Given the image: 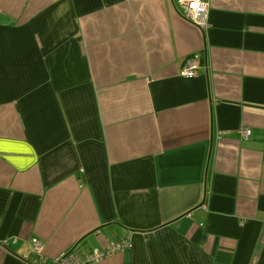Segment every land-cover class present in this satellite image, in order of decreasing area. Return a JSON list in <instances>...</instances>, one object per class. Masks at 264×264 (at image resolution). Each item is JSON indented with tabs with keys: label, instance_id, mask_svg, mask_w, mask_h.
I'll return each instance as SVG.
<instances>
[{
	"label": "crops",
	"instance_id": "obj_1",
	"mask_svg": "<svg viewBox=\"0 0 264 264\" xmlns=\"http://www.w3.org/2000/svg\"><path fill=\"white\" fill-rule=\"evenodd\" d=\"M207 2L0 0V264H264V0Z\"/></svg>",
	"mask_w": 264,
	"mask_h": 264
},
{
	"label": "built area",
	"instance_id": "obj_2",
	"mask_svg": "<svg viewBox=\"0 0 264 264\" xmlns=\"http://www.w3.org/2000/svg\"><path fill=\"white\" fill-rule=\"evenodd\" d=\"M176 3L184 8L185 19L199 27L201 30L207 28V0H176ZM200 68V55L198 53L185 59L179 75L182 77H193ZM250 130H245L243 138L250 136ZM130 247L127 236L118 241L108 242L100 249L84 250L79 256L73 249L62 252L54 258H46L44 255V244L38 239L30 241L29 251L22 255L20 259L25 264H95L99 260L110 256L113 253H122Z\"/></svg>",
	"mask_w": 264,
	"mask_h": 264
}]
</instances>
